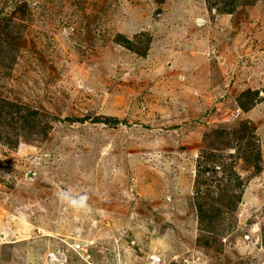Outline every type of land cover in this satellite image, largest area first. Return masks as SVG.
Masks as SVG:
<instances>
[{
  "label": "rangeland",
  "instance_id": "1",
  "mask_svg": "<svg viewBox=\"0 0 264 264\" xmlns=\"http://www.w3.org/2000/svg\"><path fill=\"white\" fill-rule=\"evenodd\" d=\"M60 249L264 264V0H0V264Z\"/></svg>",
  "mask_w": 264,
  "mask_h": 264
},
{
  "label": "built area",
  "instance_id": "2",
  "mask_svg": "<svg viewBox=\"0 0 264 264\" xmlns=\"http://www.w3.org/2000/svg\"><path fill=\"white\" fill-rule=\"evenodd\" d=\"M71 250L74 252H77L81 249V245L80 244H76L73 246H70ZM50 258L52 259V261H54L55 263L58 264H67V253L66 250H57L56 252H53L52 254H50ZM158 260V259H157ZM161 259H159L158 261L160 262ZM174 260H176L175 262L177 263L178 257L177 259L174 258ZM172 264V263H169ZM179 264V263H177Z\"/></svg>",
  "mask_w": 264,
  "mask_h": 264
},
{
  "label": "clouds",
  "instance_id": "3",
  "mask_svg": "<svg viewBox=\"0 0 264 264\" xmlns=\"http://www.w3.org/2000/svg\"><path fill=\"white\" fill-rule=\"evenodd\" d=\"M62 199H65L67 203L73 208H85L87 206V196H80L77 198H70L62 195Z\"/></svg>",
  "mask_w": 264,
  "mask_h": 264
},
{
  "label": "trees",
  "instance_id": "4",
  "mask_svg": "<svg viewBox=\"0 0 264 264\" xmlns=\"http://www.w3.org/2000/svg\"><path fill=\"white\" fill-rule=\"evenodd\" d=\"M231 10V9H230ZM231 12V11H230Z\"/></svg>",
  "mask_w": 264,
  "mask_h": 264
}]
</instances>
